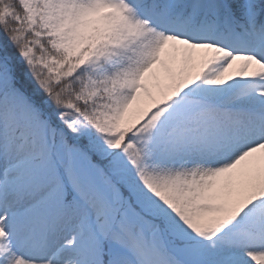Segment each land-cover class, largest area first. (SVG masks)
<instances>
[{
	"label": "snow or ice",
	"instance_id": "6c2138e0",
	"mask_svg": "<svg viewBox=\"0 0 264 264\" xmlns=\"http://www.w3.org/2000/svg\"><path fill=\"white\" fill-rule=\"evenodd\" d=\"M0 264H264V0H0Z\"/></svg>",
	"mask_w": 264,
	"mask_h": 264
},
{
	"label": "trees",
	"instance_id": "16d2710c",
	"mask_svg": "<svg viewBox=\"0 0 264 264\" xmlns=\"http://www.w3.org/2000/svg\"><path fill=\"white\" fill-rule=\"evenodd\" d=\"M0 38H2V36H0Z\"/></svg>",
	"mask_w": 264,
	"mask_h": 264
}]
</instances>
